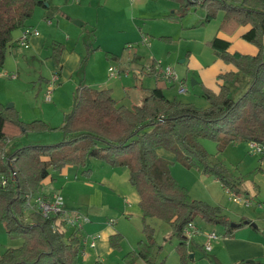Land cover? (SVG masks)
I'll return each instance as SVG.
<instances>
[{"label":"trees","instance_id":"16d2710c","mask_svg":"<svg viewBox=\"0 0 264 264\" xmlns=\"http://www.w3.org/2000/svg\"><path fill=\"white\" fill-rule=\"evenodd\" d=\"M172 1L177 4L179 17L196 3L204 8L203 22L221 12L220 30L226 34L248 26L240 37L253 44L257 52L253 55L231 52L230 42L216 36L208 41L216 56L234 65L237 71L218 74L223 82L217 92L203 89L207 100L204 107L168 98L164 94L166 83L159 71H155V85L139 104L131 106L118 103L110 88L81 85L59 127L63 133L60 140L26 143L9 153L4 150L11 138L28 130H45L48 126L40 119L25 122L14 106L6 108L0 102V182L1 178L6 179L4 185L0 183V221L10 237L22 238L18 246L5 248L0 264H78L80 229H59L54 224L56 216H41L28 208L26 200L28 194L38 191L50 169L85 166L90 157L114 167H126L129 181L139 195L144 238L122 255V264H139V261L164 264L163 259H155L154 228L146 221L148 218L162 219L170 225L171 235L177 239L176 251L184 264L189 262L188 245L182 235L187 222L198 216L209 223L223 224V235H230L234 227L221 208L192 198L171 174V162L159 156L156 149L162 147L172 153L187 168L214 175L238 196L237 182L228 176L219 161H210L200 138L213 139L217 153L237 141L264 145V0ZM44 3L45 0H0V65L7 50L14 46V32L27 26L34 9ZM62 51V43L51 42L50 57L57 66ZM106 57L117 59L118 56L107 51ZM150 73H154L153 66ZM238 73L248 78V84L234 99L226 82ZM25 209L29 210L27 222L19 217ZM242 223L256 228L245 217L238 224ZM121 240L120 233L109 237L113 249L120 248ZM251 260L235 264H264Z\"/></svg>","mask_w":264,"mask_h":264},{"label":"rangeland","instance_id":"374dc122","mask_svg":"<svg viewBox=\"0 0 264 264\" xmlns=\"http://www.w3.org/2000/svg\"><path fill=\"white\" fill-rule=\"evenodd\" d=\"M165 2L176 5V2L172 0H142L134 8H129L122 0H108L100 6L98 5L99 2L96 1L97 6L87 8L84 25H78L71 21V24L75 26L74 28L79 33L70 35V32H67L71 38L67 45L69 49L75 47L74 50L80 53L81 56L69 73L70 76L61 79L57 86L52 89L51 98L54 97L52 102L44 99L47 85L45 78H50L53 74L52 66H57L54 59L50 57V53L48 52L49 57L47 58H45L47 54H43L42 57L34 61L31 59L22 60L23 63L19 68L18 77L10 78L3 75V72H16L13 60L17 58V61H21V56L19 54L15 56L12 50H7L4 62L0 65V102L6 108L13 106L17 110L19 108L22 112L21 115L24 117L23 121L40 119L48 126V129L45 130H28L11 138L6 145L9 148L8 150L12 151L25 143H32L33 141L35 143H52L60 140L63 133L59 128L61 125L59 123L60 121L62 123L64 114L71 109L74 97L77 95V89L81 85H88V83L99 85L98 82L103 79L106 83L111 84L119 81L124 84V78H127L126 83L133 82L135 79L142 78L138 74L140 69H146L147 73L151 66H153L154 73H151L152 77H144V80L155 83V71L157 69L154 67L158 64L161 67L171 66L187 88L185 92L178 93L179 83L170 86L171 88L166 84L164 89L167 90L168 88L170 90L169 93L167 92L170 97L191 102L199 107L206 106L207 100L203 90H201L200 82L191 84L193 80L199 81L198 73L192 68L184 72L186 57H188L186 54L189 50H192L193 56L198 57L202 63H208L212 59L211 52L213 53V50L206 37L210 35L212 29L213 31L214 29L220 31L222 13L219 12L220 15L201 23V16L205 11L199 3L192 4L187 13L179 17L177 13L174 16L169 14L172 9L162 12L167 8ZM163 15L169 16L163 17ZM35 17L32 14L28 22L33 21ZM50 19L53 22V27L58 26L55 17ZM77 20L84 22L83 19ZM45 23H47L46 20ZM91 27L94 28L95 37L91 32L89 33ZM141 32L145 33L144 36L147 38L149 45L142 43L143 34ZM44 49L46 51L47 47ZM107 51L115 52L118 56L117 59H108L106 57ZM46 60L53 62V65H49ZM109 65H114L129 72L126 75L121 72L118 77H109ZM244 76V74L238 73L237 76L226 82L230 88V96L234 99L239 97L245 90H243V78L247 77ZM134 89L140 88L135 87ZM56 93H61L60 101L59 99L58 101L55 100ZM113 95L117 99L120 98L125 101L129 99L127 94L122 93L120 90L114 92ZM69 102L70 106H67ZM127 105L131 106L132 104ZM52 106L60 110L57 115L54 113ZM48 122L55 123L57 126L49 125ZM200 142L210 154V161H219L228 176L237 182L236 187L240 191L238 197L240 199L247 197L251 203L245 206L243 201L235 200L230 187L224 186L214 175L203 173L195 168H187L176 160H169L171 162L170 171L174 178L188 190L192 198L219 206L230 223L238 224L241 217H245L251 220L254 225H263L264 157H261L262 154L251 152L248 142L245 141L230 143L221 153H217L216 143L213 139L202 137ZM222 185L226 188L224 189ZM28 214L29 210L25 209L19 217L22 221L27 222L30 221ZM141 217L132 216L127 225L130 228L140 225L142 230ZM146 221L155 226H153L156 241L154 253H157L161 251L159 241L166 239L164 233H166L167 228L171 233L170 225L158 218H148ZM123 222L125 221L122 218L121 225ZM194 222L203 230L212 228L217 233L225 231L223 224L209 223L198 216L194 218ZM129 237H131L130 234ZM172 238L173 242L176 241L175 237L172 236ZM21 242V237H10L0 221V255L5 248L18 246ZM117 257H110L104 263L113 264L114 259H117Z\"/></svg>","mask_w":264,"mask_h":264},{"label":"crops","instance_id":"0c3cea01","mask_svg":"<svg viewBox=\"0 0 264 264\" xmlns=\"http://www.w3.org/2000/svg\"><path fill=\"white\" fill-rule=\"evenodd\" d=\"M96 1L99 2V6L106 1L108 2V0H45L43 6L36 7L33 12V15L36 17L33 21L30 20V23L27 21V26L36 28L38 34L30 36L28 47L24 48L17 44V38L20 35L21 29H18V31L16 30L14 33V46L10 50L14 52L15 56L19 54L21 56V61H17V58H14L13 62L15 63L16 72L8 73L5 71L3 75L10 78H17L19 68L23 63L22 60L31 59L34 61L42 57L43 54H47L45 58L49 57L48 52L50 53L49 49L51 42L58 41L63 44V51L60 56L59 65L52 66L51 69L53 74L59 70L55 87L61 79L68 78L70 76L69 73L80 60L81 56L80 53L74 50L75 47L69 49L67 45V42L71 41L68 33L70 32V35L79 33L78 30L74 28L75 26L71 24V21L83 19L84 22H82L81 25H84L86 22L87 8L97 6V3H95ZM122 1H124L129 8H134L137 3L142 2V0ZM165 5H167V8L162 10L163 13L171 9L172 11L169 14L174 16L177 13V10H175L177 9V4L174 5L173 3L169 4V2H165ZM217 15H220V13ZM165 16L169 15H163V17ZM52 17L56 18L58 26H52L53 22L50 19ZM203 18L204 13L201 16V23L203 22ZM46 19H49L50 22L45 23ZM92 27L89 33L91 32L95 37L94 28ZM247 27L248 26L239 27L238 30L231 35L221 30L214 29L213 31L212 29L210 35L206 38L209 41L216 36L228 40L230 42L228 50L231 52L237 51L253 55L257 52V48L240 37L241 33H243ZM141 34L144 36L145 33L141 32ZM62 35L66 37H62ZM45 47H47L48 51H45ZM111 53L116 54L115 52ZM211 54L212 59L208 61V63H202L198 57L193 56V51L189 50L186 54L188 57H186L184 72H187L189 68L194 69L198 73L199 78V81L194 82H200L201 90L207 88L213 92H217L219 90V84L223 82L217 77L218 74H224L228 71L236 72L237 69L234 65L225 63L219 59L214 52H211ZM169 57L170 55L168 58ZM46 62H48L49 65H53V62H50V60H46ZM146 71L147 70L144 68L140 69L138 74H140L142 78L135 79L133 82L129 81V83L125 82L127 78H124V84L121 81L112 84L106 83L105 79H103L104 81L98 82L99 85H97V83H88V85L97 88H110L112 95L114 92L120 90L122 93H126L129 99L125 101L124 99H117L113 95L118 103L126 106H128L127 104H139L148 93V90L155 84L154 82L144 80L146 76L152 77L150 71L147 73ZM12 75H14V77H12ZM120 75L121 72L116 77ZM50 78H45V81L48 83ZM243 79L244 90L247 87L248 78ZM165 83L168 84L166 81ZM168 85L169 87L173 86V84ZM133 87H139L140 89H134ZM169 91L168 88L167 90L164 89V94L172 99V97L168 95ZM55 97V100L58 101L59 99L60 101L62 95L61 93H56ZM53 99L54 97L48 102H52ZM176 99L184 101L179 98ZM67 106H70V102ZM52 109L56 115L60 112L55 106H52ZM18 113L20 118L23 119L24 117L21 115L22 112L19 108ZM48 124L57 126L55 123L48 122ZM60 124L61 121L59 125ZM32 143L35 142L33 141ZM8 149V146H6L4 153L11 152V150ZM156 152L159 156L168 160H175L173 154L162 147H158ZM223 188L225 189L226 187L223 186ZM53 191H60L62 193L65 210L80 208L89 218L87 222L82 224L78 232L81 239V249L77 258L78 264H105L104 262L106 259L110 257L115 258L117 256L113 264H122V255L134 249L137 241L144 238L140 225H135L134 228H130L127 225V222L132 216H142V213L139 207L138 192L129 181V170L126 167H114L97 158L90 157L85 166L68 165L59 169H50L49 174L41 181L38 192L47 195ZM122 218L125 222L121 225ZM255 226L256 228H253L248 223L235 225L229 236H224V232L220 231L218 237L212 241L209 251H204L201 247V244L205 241L203 232L214 229H202L203 232L197 236V239L191 244L192 246H188L187 251L188 253L192 252L193 256L189 257V262L187 264H235L241 260L251 259L264 262V224ZM115 233H120L122 235L121 247L118 250L113 249L109 242V237ZM129 234L132 238L129 237ZM93 236L95 237V243L94 246H90L89 241ZM164 236H166L164 237L166 239L159 241L161 251L154 253L155 259L157 261L163 259L164 264H184L180 261L179 254L175 248L177 239L173 242L169 228H167ZM139 264L143 263L139 261Z\"/></svg>","mask_w":264,"mask_h":264},{"label":"built area","instance_id":"2783aa9c","mask_svg":"<svg viewBox=\"0 0 264 264\" xmlns=\"http://www.w3.org/2000/svg\"><path fill=\"white\" fill-rule=\"evenodd\" d=\"M47 22H50L49 19H46ZM38 30L36 28L25 26L21 28V32L19 37L17 38V44L20 47H28L29 37L32 35H37ZM142 43H148L147 38L142 36ZM158 71H160L161 77L168 83L178 85V93H183L187 90L183 82L180 80L179 76L175 72V70L171 66L161 67L159 64L154 67ZM151 68H149V71ZM120 72H123L125 75L128 74V70L119 69L114 65H109L108 67V76L116 77ZM14 77V75H12ZM58 79V73L55 72L49 82L46 85L44 99L46 101L51 100L52 89L56 84ZM249 149L253 153H264V145L255 141L248 142ZM6 179L1 178V185H4ZM235 200L243 201L245 206H248L251 202L249 198L244 197V199H240L237 195L234 194ZM27 206L29 209L38 212L43 217H51L56 216V220L54 224L59 227V229L65 230L68 228H77L78 230L81 228L84 222L89 220L88 216L80 209L75 208L72 210H65L63 207L64 198L60 191H53L47 195L40 193L38 191L31 192L27 196L26 200ZM201 227H199L194 220H191L186 223V225L182 229V235L184 237L185 243L189 246L193 244L194 240L197 236L202 233ZM205 236V241L201 244V247L204 251H209L211 249L212 241L218 237V233L215 230H208L203 232ZM95 237L93 236L89 245L94 246ZM193 253L189 252L188 257H192Z\"/></svg>","mask_w":264,"mask_h":264},{"label":"water","instance_id":"95a60500","mask_svg":"<svg viewBox=\"0 0 264 264\" xmlns=\"http://www.w3.org/2000/svg\"><path fill=\"white\" fill-rule=\"evenodd\" d=\"M74 23L78 24V25H81L82 22L78 21V20H74ZM195 83L194 80L191 82V84ZM12 106V104H11ZM246 222V221H244ZM230 225L233 227L235 225H237L236 223H230ZM248 261H252V260H248Z\"/></svg>","mask_w":264,"mask_h":264}]
</instances>
